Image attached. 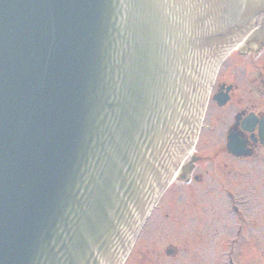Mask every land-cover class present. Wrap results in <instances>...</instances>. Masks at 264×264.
Segmentation results:
<instances>
[{"label":"water","instance_id":"obj_1","mask_svg":"<svg viewBox=\"0 0 264 264\" xmlns=\"http://www.w3.org/2000/svg\"><path fill=\"white\" fill-rule=\"evenodd\" d=\"M219 0H0V264H123L191 149Z\"/></svg>","mask_w":264,"mask_h":264},{"label":"flooded vegetation","instance_id":"obj_2","mask_svg":"<svg viewBox=\"0 0 264 264\" xmlns=\"http://www.w3.org/2000/svg\"><path fill=\"white\" fill-rule=\"evenodd\" d=\"M218 2L221 60L198 137L167 190L182 185V243L166 247L165 264H264V0ZM162 200L124 264L158 263L139 242Z\"/></svg>","mask_w":264,"mask_h":264},{"label":"rangeland","instance_id":"obj_3","mask_svg":"<svg viewBox=\"0 0 264 264\" xmlns=\"http://www.w3.org/2000/svg\"><path fill=\"white\" fill-rule=\"evenodd\" d=\"M181 184H175L164 195L159 210L155 212L153 219L148 223L141 235L139 245L142 249L150 248L154 251L153 258L157 264H165L163 252L170 243L181 245V204L183 198ZM173 208L169 209L170 205ZM166 213L174 216L166 217ZM176 242V243H175ZM177 264H180L177 262Z\"/></svg>","mask_w":264,"mask_h":264}]
</instances>
